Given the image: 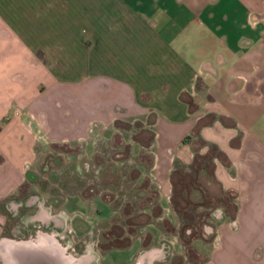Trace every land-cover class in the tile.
I'll return each mask as SVG.
<instances>
[{
  "label": "crops",
  "instance_id": "0c3cea01",
  "mask_svg": "<svg viewBox=\"0 0 264 264\" xmlns=\"http://www.w3.org/2000/svg\"><path fill=\"white\" fill-rule=\"evenodd\" d=\"M45 153L132 188L90 195L119 254L193 227L179 264H264V0H0V201Z\"/></svg>",
  "mask_w": 264,
  "mask_h": 264
},
{
  "label": "rangeland",
  "instance_id": "374dc122",
  "mask_svg": "<svg viewBox=\"0 0 264 264\" xmlns=\"http://www.w3.org/2000/svg\"><path fill=\"white\" fill-rule=\"evenodd\" d=\"M51 154H43L33 167L37 175L39 169L47 170V176H37L35 175L36 172L32 174L23 173L24 179L22 180L23 184L20 188L22 196H20L18 202L10 201L7 205L5 204L4 207L7 208L5 210L6 213H0V242L3 239L14 238V232L21 234L18 237L19 240L27 239L31 236H43V233L45 234L46 232L30 226L33 223H36V225L41 222L45 224V220H47L49 223L46 226L51 229H49L48 233H51L50 235L52 237L56 235L55 238H59L60 244H67L71 252L74 253L72 254L73 258L84 260V255L87 249H89L95 259L93 264H179L182 262V256L180 255L183 254V249L185 252L189 247L184 241L185 238L183 237L182 239L181 236L182 229L184 228L174 232L176 236L160 237L156 246L142 251L138 261L136 260V254H119L120 250L115 249V247H123L125 240L113 239V235L119 236L124 229L122 227H115L114 222L110 220L113 210L106 209L104 205L91 200L90 195L99 191L101 196L111 199L114 196L113 193L119 196L118 194L120 193L130 192L132 188L128 189L122 186L114 192H111L109 188L101 185V175L97 177L93 175V169H96V164L92 166L89 173H78L72 170V166L74 168L77 164H82L83 157H77L75 161H72V158H68L67 156L65 157L64 163L58 166L55 164V166V162L52 160L53 155ZM0 163L4 164L0 168V176L4 177V175L9 174L8 170H5L9 164L1 158ZM27 166L30 167L31 164H26L25 171L28 168ZM72 174L74 179H72ZM91 184H95V186L92 185V187ZM89 186H91V189ZM133 191L136 192L137 190L133 189ZM74 192H78L79 196H77V193L75 196L73 194ZM9 196L12 195L8 194L6 198ZM13 196L17 197L18 195L15 194ZM83 196L87 197V199H83ZM123 197L121 198L123 199ZM29 198L31 201L30 204L26 203ZM133 199L137 203L138 199L136 195L133 196ZM118 202L119 200H115L114 198L110 206L111 208L118 207L116 210L117 214L119 213L120 217L121 215L124 216L122 222L126 223L127 217L124 215L123 206L118 204ZM19 203L23 204V206L16 209V205L18 206ZM134 207L136 208L137 205L134 204ZM96 212L100 213L99 216H97ZM38 213L42 215V221L32 222L33 216L39 217ZM137 219L133 217L131 220L135 223ZM140 219L144 221L145 217H140ZM117 222L121 223L120 220ZM198 229L200 231V228ZM132 230L133 228L128 227L125 232ZM184 234L187 239L189 235L188 230H185ZM185 258V262H183L185 264H206L207 261L203 253L197 254V257L194 253H191L189 256L190 262L187 257Z\"/></svg>",
  "mask_w": 264,
  "mask_h": 264
},
{
  "label": "flooded vegetation",
  "instance_id": "af4514ba",
  "mask_svg": "<svg viewBox=\"0 0 264 264\" xmlns=\"http://www.w3.org/2000/svg\"><path fill=\"white\" fill-rule=\"evenodd\" d=\"M10 201L18 200L14 196H9L3 201H0V210H6L5 204L7 205ZM26 203H31L30 200ZM23 206V204L16 205V209ZM6 212V211H5ZM39 217L33 216L32 222L42 221V215L38 213ZM41 217V218H40ZM45 224L42 222L37 224L33 223L30 227L41 229L46 232L43 236L34 237L31 236L27 239L13 240L11 238L3 239L0 243V264H93L95 259L91 255L92 252L87 249L84 260L73 258L71 250L68 245L60 244L59 238H55L50 235L49 227L46 226L49 223L45 220ZM51 230V229H50ZM16 233V234H15ZM48 233V234H47ZM15 238L21 236L19 232H14ZM127 240V239H126ZM129 240V239H128ZM127 240V242H128ZM64 245V246H63ZM17 248V249H16Z\"/></svg>",
  "mask_w": 264,
  "mask_h": 264
},
{
  "label": "trees",
  "instance_id": "16d2710c",
  "mask_svg": "<svg viewBox=\"0 0 264 264\" xmlns=\"http://www.w3.org/2000/svg\"><path fill=\"white\" fill-rule=\"evenodd\" d=\"M181 228H184V229H182V239H183V237L185 238V243H186V245H188L189 243H190V240L192 239V238H195V237H199L200 236V231H199V229L198 228H193V227H191V229H190V232H189V235H188V238L186 239V236H185V234H184V232H185V230L187 229V227H181Z\"/></svg>",
  "mask_w": 264,
  "mask_h": 264
},
{
  "label": "bare ground",
  "instance_id": "6f19581e",
  "mask_svg": "<svg viewBox=\"0 0 264 264\" xmlns=\"http://www.w3.org/2000/svg\"><path fill=\"white\" fill-rule=\"evenodd\" d=\"M17 249V248H16Z\"/></svg>",
  "mask_w": 264,
  "mask_h": 264
}]
</instances>
